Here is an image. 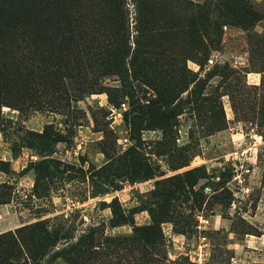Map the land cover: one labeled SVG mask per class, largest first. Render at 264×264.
<instances>
[{
	"label": "rangeland",
	"instance_id": "obj_1",
	"mask_svg": "<svg viewBox=\"0 0 264 264\" xmlns=\"http://www.w3.org/2000/svg\"><path fill=\"white\" fill-rule=\"evenodd\" d=\"M69 1L66 55L55 0H0V264H264V0L138 45L133 0Z\"/></svg>",
	"mask_w": 264,
	"mask_h": 264
},
{
	"label": "trees",
	"instance_id": "obj_2",
	"mask_svg": "<svg viewBox=\"0 0 264 264\" xmlns=\"http://www.w3.org/2000/svg\"><path fill=\"white\" fill-rule=\"evenodd\" d=\"M135 5V11H136V19H135V30H136V36H135V43L138 45L141 43V41L146 38V30L149 25V23H154L155 15L161 14L163 10L165 12L172 14L173 18L172 20L177 23L178 30L176 33H185L188 35V39L193 40V43H197L198 41L201 42L200 36H197L198 32V26H199V18L200 13L196 10L195 5L191 1L184 0V4L188 8V5L192 8L187 11V14L185 15L184 11H181V5H183V1L175 0L174 4L170 0H133ZM110 3L112 6L119 8L122 6V0H110ZM244 4V2H243ZM81 4L76 7L74 4H71L69 0H55L54 5V11H53V18H52V35L51 40L56 44L58 49L61 52H64L66 55H69V50H73L75 48L76 39H79L81 41H86L88 39H93L94 30H88V28H81L82 25L81 20H85V17L78 16L76 20H74L73 15L75 13L81 14L79 7ZM77 8V9H76ZM242 9V6L240 7ZM150 9V12H154V14H149L152 16H146L145 11ZM73 13V14H72ZM158 15V16H159ZM238 19L240 23H246L251 20H257L256 14L249 10V12L246 11H239ZM75 16V15H74ZM157 16V17H158ZM151 17V18H150ZM123 21V20H122ZM76 22V23H73ZM180 22L182 23V27H180ZM185 22V23H184ZM76 24V25H75ZM185 26V27H184ZM89 31V32H88ZM92 31V34H91ZM179 35V34H177ZM128 37V36H127ZM125 34H120V45L118 49H116L117 54L119 55H126L129 54L130 49L126 45V39ZM77 40V42L79 41ZM83 42V43H84ZM195 43V44H196ZM140 51L134 50L133 54H138ZM184 55L185 60L192 57V54L189 50V53H187L185 50L182 51Z\"/></svg>",
	"mask_w": 264,
	"mask_h": 264
}]
</instances>
